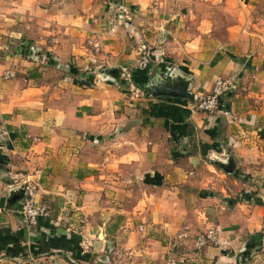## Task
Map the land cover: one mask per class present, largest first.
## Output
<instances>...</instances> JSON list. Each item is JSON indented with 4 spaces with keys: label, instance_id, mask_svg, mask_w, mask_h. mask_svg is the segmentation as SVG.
<instances>
[{
    "label": "crops",
    "instance_id": "1",
    "mask_svg": "<svg viewBox=\"0 0 264 264\" xmlns=\"http://www.w3.org/2000/svg\"><path fill=\"white\" fill-rule=\"evenodd\" d=\"M14 41L23 54L3 52ZM174 75L195 96L235 78L229 114L153 93ZM15 177L52 207L35 227L9 202ZM210 227L221 244L197 250ZM169 257L264 264V0H0V264Z\"/></svg>",
    "mask_w": 264,
    "mask_h": 264
},
{
    "label": "built area",
    "instance_id": "2",
    "mask_svg": "<svg viewBox=\"0 0 264 264\" xmlns=\"http://www.w3.org/2000/svg\"><path fill=\"white\" fill-rule=\"evenodd\" d=\"M119 10L123 14H129L125 6L121 5ZM151 47L146 42H140L138 46L139 59L137 66L140 69H146L151 62ZM16 76V71L7 69L3 73V77L10 79ZM235 78H227L218 76L208 93H197L195 96L196 108L208 114H223L228 115V111L221 107V99L224 94L231 91L235 86ZM128 93L131 98H140L145 93V88L139 86L135 82L129 80ZM18 187L24 190V197L19 200L17 212L23 218L28 227H35L39 220L51 216L52 207L48 202H37L36 195L38 191L37 184L31 179L14 178V181L9 184L8 191H16ZM195 248L201 250L209 245H220L219 230L217 227H210L202 233L197 234L195 238ZM166 264H178L175 257H169ZM229 264H238L231 262Z\"/></svg>",
    "mask_w": 264,
    "mask_h": 264
},
{
    "label": "water",
    "instance_id": "3",
    "mask_svg": "<svg viewBox=\"0 0 264 264\" xmlns=\"http://www.w3.org/2000/svg\"><path fill=\"white\" fill-rule=\"evenodd\" d=\"M39 56V54H38ZM109 76L114 79L115 81L119 80V70L112 69ZM175 82V83H173ZM191 82L183 78L182 76L174 75L169 77L159 78L153 81L151 84V89L155 95H168V96H176V97H184L189 98L194 101L195 95L190 90ZM232 164L228 167L229 171H232L231 168ZM24 191L18 193L17 191H10V203H16L21 198L24 197Z\"/></svg>",
    "mask_w": 264,
    "mask_h": 264
},
{
    "label": "rangeland",
    "instance_id": "4",
    "mask_svg": "<svg viewBox=\"0 0 264 264\" xmlns=\"http://www.w3.org/2000/svg\"><path fill=\"white\" fill-rule=\"evenodd\" d=\"M52 2H55V1H58V0H51ZM19 42H12V43H10V45L9 46H5V48H4V50L5 51H3V52H7V51H9V52H11V53H14V54H23L22 53V51H23V49L19 46ZM4 47V46H3ZM39 56H40V54H39ZM11 70H15L16 71V76H17V70L14 68H10Z\"/></svg>",
    "mask_w": 264,
    "mask_h": 264
}]
</instances>
